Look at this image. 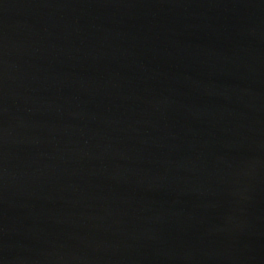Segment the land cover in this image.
Here are the masks:
<instances>
[{"label":"water","instance_id":"obj_1","mask_svg":"<svg viewBox=\"0 0 264 264\" xmlns=\"http://www.w3.org/2000/svg\"><path fill=\"white\" fill-rule=\"evenodd\" d=\"M0 264H264V0H0Z\"/></svg>","mask_w":264,"mask_h":264}]
</instances>
